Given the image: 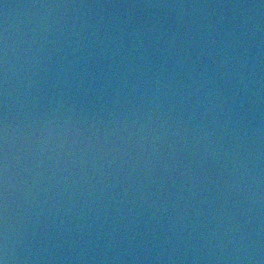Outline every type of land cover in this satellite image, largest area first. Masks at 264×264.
<instances>
[{
	"label": "water",
	"instance_id": "obj_1",
	"mask_svg": "<svg viewBox=\"0 0 264 264\" xmlns=\"http://www.w3.org/2000/svg\"><path fill=\"white\" fill-rule=\"evenodd\" d=\"M6 264H264V0H0Z\"/></svg>",
	"mask_w": 264,
	"mask_h": 264
},
{
	"label": "clouds",
	"instance_id": "obj_2",
	"mask_svg": "<svg viewBox=\"0 0 264 264\" xmlns=\"http://www.w3.org/2000/svg\"><path fill=\"white\" fill-rule=\"evenodd\" d=\"M7 256L6 254L4 256H0V264H6Z\"/></svg>",
	"mask_w": 264,
	"mask_h": 264
}]
</instances>
